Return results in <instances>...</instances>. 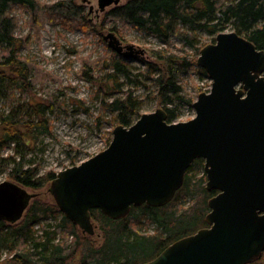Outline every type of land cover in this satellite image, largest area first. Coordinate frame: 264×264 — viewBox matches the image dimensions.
Returning a JSON list of instances; mask_svg holds the SVG:
<instances>
[{"label":"water","instance_id":"water-1","mask_svg":"<svg viewBox=\"0 0 264 264\" xmlns=\"http://www.w3.org/2000/svg\"><path fill=\"white\" fill-rule=\"evenodd\" d=\"M121 1L99 0V8ZM105 40L123 57L143 54L114 33ZM197 65L212 84L194 102L195 118L168 123L160 108L130 127L117 126L106 150L61 171L50 192L65 217L93 236L92 210L121 220L134 207H164L202 159L206 189L218 192L209 201L208 227L145 264H252L264 253V51L222 32ZM31 198L17 184H0V220L19 222Z\"/></svg>","mask_w":264,"mask_h":264},{"label":"trees","instance_id":"trees-1","mask_svg":"<svg viewBox=\"0 0 264 264\" xmlns=\"http://www.w3.org/2000/svg\"><path fill=\"white\" fill-rule=\"evenodd\" d=\"M15 5L34 13L38 10L36 0H0V99L8 103L13 102L15 90L23 94L30 92L27 84L31 86L29 78L32 75L29 65L18 55L20 40L15 36L16 24L9 15ZM46 8L54 19L61 18L68 24L70 21L81 24L86 19L84 8L74 0L60 1ZM108 17L165 44H169L173 36H179L188 45H193L199 33L213 36L214 43L218 34L230 30L264 51V0H127L112 9ZM205 46L198 49L197 55L200 56ZM154 54L168 67V80L159 79L161 96L168 99V94L180 92L178 78L183 68H190V62L167 52L156 51ZM114 67L117 72H124L119 61ZM200 73L208 78L204 69L200 68ZM31 100L24 106L12 103L9 111L0 114V151L11 146L17 149L23 144L31 146L41 134L51 133L47 115L53 114V107ZM192 102L194 105L195 101ZM110 107L118 112L119 126L130 127L134 116L138 115L136 121L141 117L132 94L124 100H115ZM164 110L168 123L177 122L179 114L175 109L165 107ZM195 166L204 169V161L196 160L190 166L183 187L164 207H134L121 220H112L100 210H92V219L100 223L104 234V243L100 247L83 236L56 204L30 201L23 218L15 225L0 220V264H72L78 255L81 256L80 264H145L154 260L176 241L208 227L209 201L218 192L206 189L205 172L196 179ZM4 170H9L10 183L31 190L42 189L57 176L56 173L40 176L37 168L26 167L25 157L20 152L8 157L0 154V172ZM188 198L193 199L191 207L176 208ZM48 219L56 220L57 224L41 227L40 233L34 229ZM149 224L155 225L154 233L141 234L139 229ZM59 235L61 242H57ZM2 249L8 251L6 259H3Z\"/></svg>","mask_w":264,"mask_h":264},{"label":"rangeland","instance_id":"rangeland-1","mask_svg":"<svg viewBox=\"0 0 264 264\" xmlns=\"http://www.w3.org/2000/svg\"><path fill=\"white\" fill-rule=\"evenodd\" d=\"M60 1L65 0H36L38 10L35 13L21 5L13 6L9 12L16 24L15 36L20 40L19 58L31 68V86L27 84L30 92L24 93L31 96L25 97L23 92L15 90L13 102L0 99V114L9 111L12 103L27 105L30 98L33 103L52 106L54 111L47 115L50 134H41L36 143L30 142L31 146L23 144L17 149L11 146L1 150L2 157L20 152L25 157L26 167L37 168L40 176L59 174L79 166L110 146L113 131L119 126L118 112H114L110 105L117 99H126L129 94L137 101L141 116L169 107L179 114L177 122L195 118L192 101H196L201 93L210 91L212 84L200 73L197 52L202 46L213 44V36L199 33L193 45H188L179 36H173L170 43L165 44L126 23L110 19L108 13L116 6L101 11L99 0H74L84 8L86 19L81 24L77 21L68 24L61 18L54 19L46 10V7ZM126 2L122 0L120 5ZM109 33H114L124 46L133 45L141 49L143 54H134L130 58L119 55L105 40ZM156 51L184 57L190 62V68H183L178 78L180 92L168 94V99L161 96L159 86V79L168 80V67L164 61L157 59ZM116 61L120 62L123 73L116 71ZM137 118L138 115L132 118L133 124ZM203 172L204 169L199 166L193 169L196 179ZM8 177L9 170L1 171L0 184L12 182ZM51 184L40 190L19 187L32 196V203L40 201L55 205L50 192ZM193 203V199L188 198L176 208L191 207ZM15 224L9 223L11 226ZM56 224V220L48 219L34 229L40 233L41 227ZM94 225L96 233L93 236L85 235L78 229L93 245L100 247L104 243L103 230L97 221ZM155 229V225L149 224L139 231L141 234H152ZM61 238L59 235L57 242H61ZM1 253L3 259L8 257L6 249H2ZM80 262L81 256L78 255L72 264ZM253 264H264V253Z\"/></svg>","mask_w":264,"mask_h":264}]
</instances>
